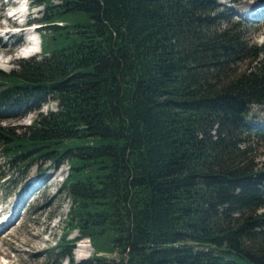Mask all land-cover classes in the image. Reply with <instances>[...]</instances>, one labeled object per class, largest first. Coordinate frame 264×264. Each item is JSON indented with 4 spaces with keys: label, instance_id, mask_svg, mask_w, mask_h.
Listing matches in <instances>:
<instances>
[{
    "label": "trees",
    "instance_id": "trees-1",
    "mask_svg": "<svg viewBox=\"0 0 264 264\" xmlns=\"http://www.w3.org/2000/svg\"><path fill=\"white\" fill-rule=\"evenodd\" d=\"M35 1L41 56L0 73V119L49 98L56 109L22 131L0 125V149L69 165L67 231L51 255L264 264V163L244 137L264 105L262 49L237 23L219 26L216 0ZM82 239L93 254L74 262Z\"/></svg>",
    "mask_w": 264,
    "mask_h": 264
},
{
    "label": "rangeland",
    "instance_id": "rangeland-1",
    "mask_svg": "<svg viewBox=\"0 0 264 264\" xmlns=\"http://www.w3.org/2000/svg\"><path fill=\"white\" fill-rule=\"evenodd\" d=\"M35 2L0 0V73L17 69V63L21 60L38 59L41 56L39 32L47 33L45 28L48 24L38 21L44 15L45 8L35 5ZM262 2L264 0H216L215 10V13H222L224 18L218 22L219 26L238 24L244 40L262 49L260 57L264 54V17H251V7ZM34 20L37 21L33 22ZM34 26L36 29H33ZM26 45H35L38 52L19 57L17 51ZM246 66L247 61H243L237 63L234 68L244 69ZM55 109L56 103L49 98L41 104L39 110L0 119V125L22 131L38 113L45 114ZM246 123L250 126V131L244 137L252 150L253 163L261 167L264 163V105H252ZM27 160L14 163L8 151L0 149V210L7 206L10 211L13 205L17 206L15 202L22 193L20 190L26 188L30 180L44 178L43 181L39 179V189L34 190L32 195L25 197V201L21 202L18 214L1 229L0 264H68L67 259L58 260V256L51 253L67 231L71 199L63 187V179L69 174V165L65 160L58 165L44 158ZM44 181L45 184L42 183ZM12 215L13 213L11 218ZM77 236L76 230L69 231L67 239ZM79 249L84 250L81 257L77 253ZM92 254L93 249L88 239L74 243V262L88 259ZM115 255L106 254L107 257Z\"/></svg>",
    "mask_w": 264,
    "mask_h": 264
},
{
    "label": "bare ground",
    "instance_id": "bare-ground-1",
    "mask_svg": "<svg viewBox=\"0 0 264 264\" xmlns=\"http://www.w3.org/2000/svg\"><path fill=\"white\" fill-rule=\"evenodd\" d=\"M260 7H264V2L251 7L252 10H253V13L251 14V17H253V18H255V17H260V18L262 17L263 18L264 17V8H260ZM250 12H249V14H250ZM14 14H16V13H14ZM27 42H28V45H29V41H27ZM28 45L24 46L23 48L21 47L17 51L16 54L19 57H25L27 55L30 56L31 54H34V53L38 52L36 50V48L34 47L35 45L34 46H32V45L28 46ZM39 179H41L43 181L44 178H42V177L34 178V179L30 180V182L28 183L29 185H27L26 188L20 190V191H22V193H21V195L18 197V199L15 202V204H17V206L13 205V208L10 211L8 210L7 206L3 207V209L0 210V231L4 227L5 224H8V222H10L18 214L19 206H20L21 202L25 201V197L32 195L34 190H38L39 189V183L41 182V181H39ZM42 183L45 184L46 182L44 181ZM12 213H13V215H12L13 217L11 218V214ZM2 214H4V216H2ZM83 251L84 250H82V249H79L77 251V253H79V255H78L79 257L82 256Z\"/></svg>",
    "mask_w": 264,
    "mask_h": 264
}]
</instances>
